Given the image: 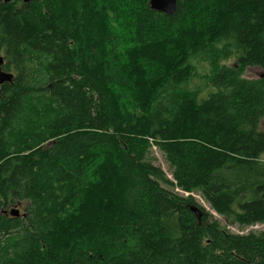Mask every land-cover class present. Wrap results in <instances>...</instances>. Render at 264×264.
Wrapping results in <instances>:
<instances>
[{"label":"trees","instance_id":"16d2710c","mask_svg":"<svg viewBox=\"0 0 264 264\" xmlns=\"http://www.w3.org/2000/svg\"><path fill=\"white\" fill-rule=\"evenodd\" d=\"M148 1L0 3V264H264V0Z\"/></svg>","mask_w":264,"mask_h":264},{"label":"rangeland","instance_id":"374dc122","mask_svg":"<svg viewBox=\"0 0 264 264\" xmlns=\"http://www.w3.org/2000/svg\"><path fill=\"white\" fill-rule=\"evenodd\" d=\"M1 2H3V1H0V3ZM3 3H8V2H3ZM218 47H221V45H219ZM1 55H3V54H1ZM219 61H220V63H224V64H233L236 61V57H230L229 59L226 60V58L225 57L223 58V56H222V58H220ZM5 62H6V60L4 59V62H3V65H2V69L3 70H4ZM192 63L195 65V73H194V75L192 76V79H191V84H193L192 87L195 88V87H198V86H200V87L204 86V84H205V82L207 80L208 69H209L207 62L205 60L193 59ZM5 71H6V69H5ZM10 72H12L13 75L15 76V72H13L12 70H10ZM262 74H263V70H261L260 68H258V67H248V68L245 69V71L243 73V76L245 78H257V77H260ZM152 148H153V152H154L153 153V159H154L155 163L158 164L162 168V170L165 172L166 176L169 179H172L167 161L164 159V157L162 156L161 152L157 149V147H155L153 145ZM173 189H174V191L179 192V193H181L183 195L187 194L183 190L179 189L176 186L173 187ZM193 196L197 200H199V202L201 203V206L203 207V209H205V211H208L213 216H215L216 218L221 220L223 224L225 223V222H223L224 220L222 219V217H220L218 214H216V212L214 210H212L210 208L208 203L204 202L197 194H195ZM17 208L20 209L19 210L20 213L23 211V206L21 204H18ZM227 228H229L230 230H232L233 232H236V233H247L250 230H264V224L256 223L254 225H249V226H246V227H239L237 225H227Z\"/></svg>","mask_w":264,"mask_h":264},{"label":"water","instance_id":"95a60500","mask_svg":"<svg viewBox=\"0 0 264 264\" xmlns=\"http://www.w3.org/2000/svg\"><path fill=\"white\" fill-rule=\"evenodd\" d=\"M150 6L154 9L165 12L166 14H172L176 8V0H149ZM0 58V65H1ZM11 79L10 74L2 73L0 71V83L3 81H9ZM262 127L264 128V121L262 122ZM11 214L17 215V211H11ZM197 218L200 219V214L197 213Z\"/></svg>","mask_w":264,"mask_h":264},{"label":"bare ground","instance_id":"6f19581e","mask_svg":"<svg viewBox=\"0 0 264 264\" xmlns=\"http://www.w3.org/2000/svg\"><path fill=\"white\" fill-rule=\"evenodd\" d=\"M8 1H10V0H3V2H8ZM23 1L28 2L29 0H23ZM148 5H149L150 9H152V10H156V11H159V12H162V13L166 14V13L163 12V11H160V10H157V9L152 8V7L150 6L149 1H148ZM167 15H171V14H167ZM0 58H1V60H2L1 65H0V71H1L2 73H6V74H10V75H11V79H10L9 81H3V82H1V83H0V85H1V84L5 83V82H11L12 79H13V73L10 72V71H5V70L2 69V65H3V62H4L3 55L0 54ZM248 67H258V68H259V66H256V65H253V66H247L246 68H248ZM246 68H245V69H246ZM263 121H264V120H263ZM263 121H262V122H263ZM19 210H20V209L17 208V205H13L12 207H10V208H8V209L3 210V213L6 214V215H10L11 217H17L16 215L11 214V211H17V215L19 216V215H20ZM191 211H193V212L195 213L196 216H197V213L200 214V218H201V215H202V214H201L200 210H199L197 207H191ZM23 215H24V214H23Z\"/></svg>","mask_w":264,"mask_h":264},{"label":"flooded vegetation","instance_id":"af4514ba","mask_svg":"<svg viewBox=\"0 0 264 264\" xmlns=\"http://www.w3.org/2000/svg\"><path fill=\"white\" fill-rule=\"evenodd\" d=\"M0 1H3V0H0ZM11 1V0H10ZM10 1H8V2H10ZM3 59H4V57H3Z\"/></svg>","mask_w":264,"mask_h":264}]
</instances>
